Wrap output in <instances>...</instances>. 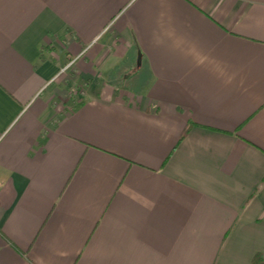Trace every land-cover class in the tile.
I'll return each mask as SVG.
<instances>
[{
  "label": "crops",
  "instance_id": "obj_1",
  "mask_svg": "<svg viewBox=\"0 0 264 264\" xmlns=\"http://www.w3.org/2000/svg\"><path fill=\"white\" fill-rule=\"evenodd\" d=\"M0 264H264V0H0Z\"/></svg>",
  "mask_w": 264,
  "mask_h": 264
},
{
  "label": "water",
  "instance_id": "obj_2",
  "mask_svg": "<svg viewBox=\"0 0 264 264\" xmlns=\"http://www.w3.org/2000/svg\"><path fill=\"white\" fill-rule=\"evenodd\" d=\"M141 55H139V58H138V65H141Z\"/></svg>",
  "mask_w": 264,
  "mask_h": 264
},
{
  "label": "built area",
  "instance_id": "obj_3",
  "mask_svg": "<svg viewBox=\"0 0 264 264\" xmlns=\"http://www.w3.org/2000/svg\"><path fill=\"white\" fill-rule=\"evenodd\" d=\"M72 63H73V62H72ZM72 63H71V64H72ZM67 67H68V66H67ZM67 67H66V68H64V70H66V69H67Z\"/></svg>",
  "mask_w": 264,
  "mask_h": 264
}]
</instances>
